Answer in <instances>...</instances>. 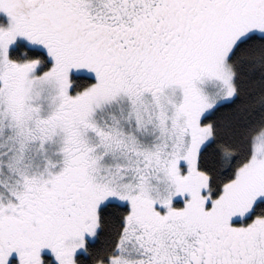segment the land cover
Masks as SVG:
<instances>
[{
    "label": "snow or ice",
    "instance_id": "6c2138e0",
    "mask_svg": "<svg viewBox=\"0 0 264 264\" xmlns=\"http://www.w3.org/2000/svg\"><path fill=\"white\" fill-rule=\"evenodd\" d=\"M0 264H264V0H0Z\"/></svg>",
    "mask_w": 264,
    "mask_h": 264
}]
</instances>
